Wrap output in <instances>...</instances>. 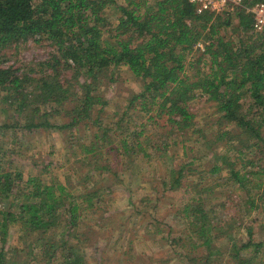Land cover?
I'll use <instances>...</instances> for the list:
<instances>
[{
	"label": "trees",
	"instance_id": "16d2710c",
	"mask_svg": "<svg viewBox=\"0 0 264 264\" xmlns=\"http://www.w3.org/2000/svg\"><path fill=\"white\" fill-rule=\"evenodd\" d=\"M258 3L264 0H245L246 7ZM111 7L120 11L117 25L109 19ZM236 18L237 23L232 26L230 17L199 13L189 0H128L125 6H119L115 0H0V90L20 118L31 105L35 106L34 114L44 110V117L51 113L68 116L69 123L58 127L62 130L85 122L97 104L105 105L96 95L97 81L106 73L110 75V82L115 81V71L122 67L143 86L131 105L137 109L139 102L140 113L147 115L156 111L159 116L168 117L173 130L183 133L195 127V116L189 105L201 93L215 104L221 120L232 127L220 131L217 140L210 143L221 141L229 153L222 159L224 169L215 166L213 173H228V181L247 196L245 204L259 208L256 202L264 203V192L260 191L264 186L261 179L264 176V158H261L264 154V146L261 147L264 143V35L253 31L252 16L245 8ZM31 39L37 43L44 41L55 49L44 63L45 71L43 68L39 73L31 70L20 75L12 66H1L8 62L9 50L19 49ZM69 70L73 72L71 81L65 82L63 75ZM246 105L249 107L245 108ZM95 124L102 127L100 119ZM42 127L54 126L48 121L37 123L34 117L23 126L28 130ZM4 128L0 127V134ZM119 136L123 137L116 147L108 141L107 132L102 136L97 134L99 147L91 144L86 149V153L94 154L91 159L94 163L90 161L89 166L113 175L115 171L108 159L113 153L116 157L128 158L142 152L148 154L140 141L143 130L123 132ZM147 146L157 153L162 151L157 146ZM105 147L108 151H104ZM4 158L1 149L0 204L8 201L9 207L0 208L3 243L0 264L11 261L5 239L10 226L19 223L24 230L41 235L62 228L63 237L59 240H36L39 246L32 249L30 257L39 249L40 264H88L82 248L91 239L88 234H78L77 200L82 199L81 204L86 203L88 208L99 212L103 199L95 202L96 191L76 199L57 183L44 184L36 177L25 179L22 171L13 169L12 163L6 169ZM98 159L104 165L97 164ZM182 172L183 169L177 174L174 172L171 181L163 182L167 191L181 187ZM205 190L184 208L185 214L192 212L197 215L194 220L203 223L200 229L197 226L192 230L199 238L209 233L203 213ZM248 230L249 241L241 247H262L264 243L253 241V228ZM72 235L80 246L67 245ZM252 262L248 259L239 264Z\"/></svg>",
	"mask_w": 264,
	"mask_h": 264
},
{
	"label": "rangeland",
	"instance_id": "374dc122",
	"mask_svg": "<svg viewBox=\"0 0 264 264\" xmlns=\"http://www.w3.org/2000/svg\"><path fill=\"white\" fill-rule=\"evenodd\" d=\"M115 1L119 6L128 4V0ZM119 13L117 8L108 9L114 25H117ZM229 23L235 26L237 18L231 17ZM54 50L44 41L37 43L31 39L21 48L9 50L8 62L1 66H12L20 75L31 70L39 73L47 69L44 63ZM115 72V81L110 82L109 73L97 81L96 95L105 105L97 104L85 122L62 130L58 127L69 123L68 116L51 113L44 117V110L34 114L35 106L31 105L20 118L0 90V127H5L0 134L3 141L0 151L2 149L5 155L6 169L12 165L13 169L22 171L25 179L36 177L44 184L57 183L76 199L94 191L98 193L95 202L104 201L98 206L99 212L88 208L86 203L81 204L82 199L77 200L80 209L78 234H88L91 239L82 248L88 264H239L248 259L253 260L252 264H264V244L260 248L257 245L241 247L249 241V227L253 228L254 243H264L263 201L256 202L259 208L246 205L247 196L228 181V173H213L215 166L224 169L222 159L229 153L221 141L210 143L217 140L220 131L232 129L221 120L215 104L198 93L189 105L195 116V127L185 133L179 132L167 122L168 117L159 116L156 111L147 115L140 113L139 102L137 109L134 108L131 101L143 90L142 82L126 68L119 67ZM72 74L69 70L63 75L65 82L71 81ZM102 106H105L103 110ZM33 117L37 123L48 121L54 127L23 128ZM99 119L101 128L95 124ZM135 130L144 131L140 141L148 154L142 152L131 158L116 157V153L109 158L106 155L115 171L113 175L89 166L94 154L86 153V149L91 144L99 147L100 139H95L97 134L102 136L107 132L108 141L118 147L123 137L119 135ZM147 145L157 146L162 151L157 153ZM103 149L108 151L107 147ZM230 154L236 157L233 152ZM98 160L97 164L104 165ZM182 169L181 187L167 191L163 182L171 181L174 172L177 174ZM261 179L264 182V176ZM203 188L206 189L205 194L202 193L203 213L207 218L205 229L209 233L199 238L192 230L197 226L200 229L203 223H197L194 220L197 215L192 212L185 214L184 208L193 198L200 197ZM260 191L264 192V186ZM3 203L6 205L0 204L1 209L9 207L8 201ZM21 226L20 223L12 224L5 239L11 259L8 264H40L39 249L30 257L39 246L36 240L52 241L63 237L62 228L41 235ZM74 237H70L68 246L81 245ZM206 241L210 244L206 245ZM2 246L0 238V248Z\"/></svg>",
	"mask_w": 264,
	"mask_h": 264
},
{
	"label": "built area",
	"instance_id": "2783aa9c",
	"mask_svg": "<svg viewBox=\"0 0 264 264\" xmlns=\"http://www.w3.org/2000/svg\"><path fill=\"white\" fill-rule=\"evenodd\" d=\"M197 12H206L214 17H237L239 12L245 8L253 19V31L264 35V3L253 6H245V0H189ZM201 48L202 45H199Z\"/></svg>",
	"mask_w": 264,
	"mask_h": 264
}]
</instances>
